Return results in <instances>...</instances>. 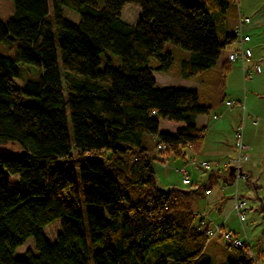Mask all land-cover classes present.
Here are the masks:
<instances>
[{"label":"trees","instance_id":"16d2710c","mask_svg":"<svg viewBox=\"0 0 264 264\" xmlns=\"http://www.w3.org/2000/svg\"><path fill=\"white\" fill-rule=\"evenodd\" d=\"M11 1L13 13L0 20V42L14 48L0 55V144L24 156H0V264H145L151 252V264H211L208 226L191 200L211 189L213 174L189 191L162 190L149 154L158 145L176 158L199 152L205 128L195 119L211 107L195 90L157 87L152 72L171 65L164 42L190 53L182 78L215 65L235 40L226 18L233 0ZM125 4L139 9L133 24L120 18ZM62 6L78 22L64 18ZM104 52L120 64L106 58L101 68ZM17 63L40 69L22 88L13 85ZM4 172L17 177L14 191ZM54 221L59 232L48 243L44 228ZM28 238L35 252L17 258ZM239 252L226 264H251Z\"/></svg>","mask_w":264,"mask_h":264},{"label":"rangeland","instance_id":"374dc122","mask_svg":"<svg viewBox=\"0 0 264 264\" xmlns=\"http://www.w3.org/2000/svg\"><path fill=\"white\" fill-rule=\"evenodd\" d=\"M239 11L242 17L248 14V9L251 4L264 3V0H236ZM96 4L100 7L103 0H96ZM14 7L11 0H0V20L5 21L12 13ZM62 15L67 20L76 23L79 20V15L74 10L62 6ZM139 16V9L132 4L123 5L120 11V18L128 24H133L137 21ZM228 22V31L232 32V24L237 23L236 11L234 6L229 5L226 13ZM230 25V26H229ZM251 41L246 44L247 47L253 49V55L250 61L245 62V66L255 65L258 60H263L260 64L261 73L254 75L251 79L243 80L241 72V63L239 61L231 63V73H227L224 81L220 78V64L226 60L227 54L234 50L237 46L235 41L227 44L221 51L217 63L209 69L201 71L200 73L189 78H182L180 75V64L182 60H187L190 53L180 47L164 42L162 49L164 52H169L172 57L171 65L166 71H153V76L156 80L157 87H174L179 89L195 90L198 93L200 103H204V99L208 98L209 102L215 103L211 107L210 113L206 115H199V122L206 125L207 129L203 137V150L200 152H193L192 150H185V159L176 158L171 152L164 153L163 149L153 148L149 154L151 156L152 170L155 173L156 187L162 190H168L175 186L182 191H189L195 186H201L207 182L208 175L211 170L216 171L219 182L211 186L209 195H196L191 200V208L198 219H203L206 222L209 230H214L215 226L223 225V230L234 233L236 237L248 243L249 250L259 260H263L264 256H258L257 250H262L264 255V54L260 52L264 47V29H258L250 34ZM0 55L13 56L14 48L10 49L5 43L0 42ZM106 58L110 59V65L117 67L120 64L119 57L111 52H104L100 56V67L105 64ZM158 62L151 58L149 65H156ZM59 68L63 72V68L59 64ZM17 76L13 79L15 87L22 88L26 80L34 77L40 69L33 65L17 63L15 65ZM26 101L25 98L22 99ZM226 101L241 102L244 104V114L239 111L237 106L227 108ZM231 114V115H230ZM213 115L218 116V120L213 119ZM231 116V127L229 122L222 125V127H214L222 117ZM254 121L256 122L254 124ZM242 123V140L248 146L249 165L255 163V173L257 179H251L249 183L240 181L237 189L240 197H242L247 205L245 207V220L243 224L240 223L236 212L230 211L232 204L229 203L231 195L235 190L233 183L223 184V175L226 170L219 165L215 167L211 157H208L207 151L216 150L220 148L223 150L222 156L214 157L219 159L222 163L231 155L234 156V133L236 128ZM170 123L159 120V127L161 130H169ZM67 127L70 134L72 128L70 121H67ZM149 142L154 144V138L150 137ZM1 147L9 148L11 150H18V146L13 144H0ZM162 151L163 153H159ZM229 157V158H230ZM222 158V159H220ZM195 161L197 164H191ZM201 161H207V167H200L198 165ZM185 166L190 180V184H183L181 182V175L176 172V169ZM260 173V174H259ZM4 178L8 181L9 188L15 190L17 187V177L8 175L4 172ZM256 184V185H255ZM255 185V186H254ZM256 188V190H254ZM222 199L226 203L223 212L218 210L219 204L217 202ZM223 203V205H224ZM230 213V216L225 219V215ZM228 213V214H229ZM59 232V222L54 221L44 228L45 239L48 243L55 240ZM210 246L206 250L205 258L211 264H226L227 256L232 253H237L239 250L235 247L228 246L221 234H216L210 238ZM91 245V244H90ZM102 243H97L95 249L100 248ZM26 251L35 252L33 242L30 238L26 240L24 245L15 250V256L20 258ZM94 253L89 251V256ZM153 261V252L149 253L145 259V264H151Z\"/></svg>","mask_w":264,"mask_h":264},{"label":"built area","instance_id":"2783aa9c","mask_svg":"<svg viewBox=\"0 0 264 264\" xmlns=\"http://www.w3.org/2000/svg\"><path fill=\"white\" fill-rule=\"evenodd\" d=\"M235 11H236V19L237 23L234 27L233 34L235 38V43H236V48L232 51H230L227 54V61L229 63H233L236 61H239L241 63V72L243 76V80H248L251 79L254 75H258L261 73V67L260 64L263 62V60H258L255 65H250V66H245V62L250 61L252 57V51L249 47L246 46V44L249 42V34L247 33L246 26L249 24L250 19L248 17H242L239 11V6L236 2V0H233L232 2ZM225 105L227 108H232L233 106L239 107L241 112L244 114L245 112V107L244 104L241 102H235V101H226ZM218 116L213 115V119H217ZM256 122L254 121V124ZM158 149H163L162 145L157 146ZM234 156L229 158L228 160L222 162V163H216L213 162L212 165L215 167L221 165L225 170L226 173L228 174L229 167L233 169V173L231 175V181L235 186V190L232 195V199L234 200L233 203V210L236 212V215L238 217V220L240 221L241 224H243V221L245 220V207L247 205V202L240 197L237 185L240 181H248L249 175L248 173L244 170V165L246 163H249V156H248V146L243 143L242 140V123L236 128L235 133H234ZM191 164H197L195 161H191ZM200 167H207L208 162L207 161H201L198 163ZM251 167H256L255 163H250ZM176 172L181 175V182L183 184H190V180L188 177V173L186 171V167L182 166L178 169H176ZM209 190H205L204 194L208 195ZM216 234H221L222 238L226 242L228 246H232L237 248L238 250H242L245 255L250 259L251 264H264V259L259 260L249 250V245L248 243L242 241L240 238L236 237L233 234H230L229 232H225L223 230V227L220 226H215V229L212 230H207V236L208 240Z\"/></svg>","mask_w":264,"mask_h":264},{"label":"crops","instance_id":"0c3cea01","mask_svg":"<svg viewBox=\"0 0 264 264\" xmlns=\"http://www.w3.org/2000/svg\"><path fill=\"white\" fill-rule=\"evenodd\" d=\"M246 11H248V14H246L245 15V17H248L249 19H250V22H249V24L246 26V29H247V33L249 34V37H250V34L253 32V31H255V30H258V29H264V3H258V4H256V5H254V4H251L250 6H249V8L248 9H245ZM230 26V25H229ZM235 26H234V24H232V28H234ZM231 33H233V31L231 32ZM251 41V37H250V39H249V42ZM249 42H248V46L250 47V44H249ZM263 49L260 51V52H263L264 53V47H262ZM251 49V48H250ZM251 51H253V49H251ZM253 53V52H252ZM253 55V54H252ZM261 55H264V54H261ZM224 62H226V64L227 65H229L227 62L228 61H226V60H224L221 64H220V67H221V65L224 63ZM231 69V64L229 65V69L226 71V73H225V75L222 77V76H220V78H221V82H223L224 81V78L226 77V75H227V73L229 72V70ZM233 70V69H232ZM232 70L229 72V73H231L232 72ZM221 72V71H220ZM152 76H153V73H152ZM153 78H154V76H153ZM154 81H155V83H156V80H155V78H154ZM203 102H205L208 106H210V107H213L214 105H215V103H213V102H209V100H208V98H205L204 99V101ZM238 109H239V107H237ZM239 111H240V109H239ZM231 115V114H230ZM199 117L200 116H197L196 117V119H195V124L197 125V126H199V127H204L205 128V130H204V135H205V131H206V129H207V126L206 125H202L200 122H199ZM220 118V117H219ZM219 118H217L216 120H218ZM231 120H232V117L231 116H227V117H222L220 120H219V122H217L215 125H214V127H222V125H224V124H226V123H230L229 124V126L231 127ZM235 131V130H234ZM203 147H204V145H203ZM203 147L201 148V150H203ZM200 150V151H201ZM199 151V152H200ZM222 153H223V150H221L220 148H216V150H211V151H207V155H208V157H211V159L213 160V161H215L216 163H219L218 162V160L219 159H216V158H214V157H218V156H222ZM230 157V156H229ZM229 157L227 158V159H229ZM231 157H232V155H231ZM230 157V158H231ZM220 159H222V158H220ZM225 161V160H224ZM217 168H218V166H217ZM256 168V167H255ZM255 168L254 167H251V165L249 164V165H244V170L248 173V175H249V178H248V181H247V183H249V181L251 180V179H257V178H255L256 176V173H255ZM211 173L213 174L212 175V177L210 178V181L212 182V184H215V183H217V182H219V179H218V175H217V173H216V171H214V170H211ZM227 174V173H226ZM260 174V173H259ZM207 181H209V176H208V179H207ZM222 181L224 182V178H222ZM227 183H232V181L231 180H229V181H225L223 184H227ZM204 185V184H203ZM256 185V184H255ZM254 185V186H255ZM173 187H175V186H173ZM196 187H198V186H195L194 188H196ZM254 190H256V188H254ZM210 192H211V189L209 190ZM210 192H209V194H210ZM208 194V195H209ZM202 195H205V194H203L202 193ZM233 195V194H232ZM232 195H231V199L229 200V203H231L232 204V209L230 210V211H232L233 210V203H234V200L232 199ZM240 195H241V193H240ZM221 200V199H220ZM220 200L217 202V204H219V207H218V210L220 211L221 210V212H223V210H224V207H225V205H226V203L227 202H225L224 203V200H222L221 202H220ZM223 203H224V205H223ZM234 211V210H233ZM232 211V212H233ZM235 212V211H234ZM229 213V212H228ZM226 214L225 215V219H227L229 216H230V214H231V212L229 213V214ZM203 224H206V222L205 221H203ZM222 227H223V225H221ZM232 234H234V233H232ZM210 240H208L207 241V244H206V246H205V248H204V255H205V253H206V250L208 249V247L210 246ZM257 255L258 256H264L263 255V253H262V250H257ZM240 256V252H237V253H232V254H230V255H228L227 256V260L228 259H237L238 257ZM226 260V261H227ZM226 263V262H225Z\"/></svg>","mask_w":264,"mask_h":264},{"label":"water","instance_id":"95a60500","mask_svg":"<svg viewBox=\"0 0 264 264\" xmlns=\"http://www.w3.org/2000/svg\"><path fill=\"white\" fill-rule=\"evenodd\" d=\"M0 156H3V157H21V156H24V153L23 152L16 153L9 148H5V147L0 146ZM232 173H233V169L231 167H229L228 176L231 177Z\"/></svg>","mask_w":264,"mask_h":264}]
</instances>
